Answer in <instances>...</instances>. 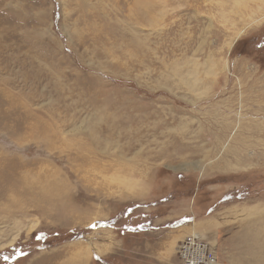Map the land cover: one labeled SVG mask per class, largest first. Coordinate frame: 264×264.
Instances as JSON below:
<instances>
[{
  "label": "rangeland",
  "instance_id": "374dc122",
  "mask_svg": "<svg viewBox=\"0 0 264 264\" xmlns=\"http://www.w3.org/2000/svg\"><path fill=\"white\" fill-rule=\"evenodd\" d=\"M193 232L264 264V0H0V264H182Z\"/></svg>",
  "mask_w": 264,
  "mask_h": 264
},
{
  "label": "built area",
  "instance_id": "2783aa9c",
  "mask_svg": "<svg viewBox=\"0 0 264 264\" xmlns=\"http://www.w3.org/2000/svg\"><path fill=\"white\" fill-rule=\"evenodd\" d=\"M178 253L182 264H216L213 253L198 237H186Z\"/></svg>",
  "mask_w": 264,
  "mask_h": 264
},
{
  "label": "bare ground",
  "instance_id": "6f19581e",
  "mask_svg": "<svg viewBox=\"0 0 264 264\" xmlns=\"http://www.w3.org/2000/svg\"><path fill=\"white\" fill-rule=\"evenodd\" d=\"M262 1V0H261ZM258 3V2H257ZM261 19V18H260ZM250 23H252V22H250ZM242 32V31H241ZM229 128V126H227L226 127V129L225 130H227ZM220 142V141H219ZM234 154V153H233ZM239 160L237 159L236 160V163H238L239 164ZM194 233V234H193ZM191 235H188V236H192V237H199L200 235L199 234H197V233H195V232H193Z\"/></svg>",
  "mask_w": 264,
  "mask_h": 264
}]
</instances>
